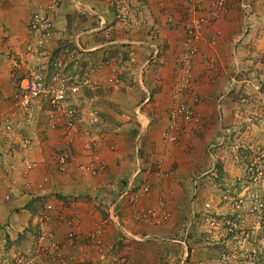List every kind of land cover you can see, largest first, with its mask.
I'll return each mask as SVG.
<instances>
[{"label": "crops", "instance_id": "1", "mask_svg": "<svg viewBox=\"0 0 264 264\" xmlns=\"http://www.w3.org/2000/svg\"><path fill=\"white\" fill-rule=\"evenodd\" d=\"M213 1L200 0L194 16L205 15ZM189 7L186 0H0V96L13 85L17 60L28 69L47 60L50 48L67 44L89 53L84 73L93 85H106L105 61L116 73L107 86L138 105L134 125L97 134L104 169L89 177L78 169L74 151L66 172L50 165L56 133L44 131L40 115L17 123L11 105L0 104V114L10 113L12 128H22L29 143L0 149V261L31 254L42 230L62 239L68 231L84 237L99 226L102 251L82 256L66 247L68 263L122 256L129 264H241L239 240L207 238L198 213L208 201L216 214L230 216L243 164L264 145V0H224L223 12L203 27L194 56L181 68L179 21ZM33 12H46L52 25L43 59L24 50ZM183 71L189 83L179 88ZM177 97L194 105L200 123L168 143L161 134ZM155 167L163 176L152 174ZM68 199L75 201L72 224H57L53 215L40 222L47 204L68 214L60 205ZM140 209L153 215L140 220Z\"/></svg>", "mask_w": 264, "mask_h": 264}, {"label": "built area", "instance_id": "2", "mask_svg": "<svg viewBox=\"0 0 264 264\" xmlns=\"http://www.w3.org/2000/svg\"><path fill=\"white\" fill-rule=\"evenodd\" d=\"M191 4L179 21L183 28L181 68L189 64L196 51V44L201 39L203 27L211 25L223 12L224 0L213 1L205 15L194 16L200 10V0H186ZM125 15V14H123ZM27 42L24 50L38 51L48 39L51 30V22L45 12H33L28 20ZM30 39V40H29ZM59 67V66H58ZM106 70L105 84L116 82V73L109 63L102 61L100 68ZM179 88H186L189 76L183 71ZM88 74L67 77L59 68L31 67L20 77L12 92V108L25 115L30 121L34 111L43 115V129L56 133L57 143L52 147L49 155L55 162L56 169L64 173L74 159V152L80 159L78 169L89 177L99 175L104 169L103 160L97 153L99 137L96 133L97 117L89 115L83 117L75 98L84 87H93ZM181 91V89L176 88ZM167 127L161 134L164 142L176 143L178 139L191 127H197L200 117L197 115L194 105L176 98L167 110ZM27 120V122H28ZM12 131L8 119L0 118V132L10 138ZM28 141H23L22 147L27 148ZM110 150L113 143H109ZM236 159V158H235ZM240 181L242 188L230 200L232 212L229 217L216 214L211 203L204 201L199 213L200 232L208 235V238H217L220 234L239 240L243 249L240 250L241 264H264V145L252 150L248 162L243 164ZM153 175L163 176L155 167ZM141 192L147 191V185L143 183ZM75 201L68 199L62 202L61 208L69 211L68 214L52 205H44L40 217L41 223H47L53 215L57 224L70 225L75 220L72 216V208ZM150 210L140 209L139 219L146 220L152 216ZM101 229L96 226L94 230L77 236L73 231L65 233L59 239L53 230L39 232L31 254L20 253L12 257L9 264H42L44 260L52 264H70L63 255L66 247L74 248L75 253L82 256L88 251L100 253L102 251L99 240ZM205 241V240H204ZM228 255L222 254L221 260L227 261ZM69 262H74L75 257H68ZM102 264H129L125 257H111Z\"/></svg>", "mask_w": 264, "mask_h": 264}, {"label": "rangeland", "instance_id": "3", "mask_svg": "<svg viewBox=\"0 0 264 264\" xmlns=\"http://www.w3.org/2000/svg\"><path fill=\"white\" fill-rule=\"evenodd\" d=\"M27 38H29L28 27H27V36L25 43L27 42ZM47 41L48 40L45 41L41 49L38 48V51L31 50L30 53L27 51L25 53L29 55L28 56L29 58L30 56L36 57L41 55V58L43 59L44 57H46L44 51ZM66 45L67 44H62V46L56 45L55 47L50 48L48 53L49 58L44 61L37 60L38 61L36 62L37 65L34 66L38 68L41 67L46 68V71H49L52 68H59L60 70L63 71V73H65L67 77H73L75 75L78 76L83 74L85 72L84 70L89 64V56H88L89 53L83 52L82 50H79L78 48L75 47H68ZM41 53H43V55ZM16 64L20 66L19 67L13 66L12 68L10 74L12 76L11 79L13 80V85L11 86V89L8 93L0 96L1 105L3 104L11 105L12 107L13 105L12 92L14 89V85L16 81L20 77H22L28 71V69L31 68L30 66L28 69L22 67L21 63H19L18 60ZM130 82L133 83L132 80H130ZM118 91L119 89L116 90L112 86L99 84L91 88L89 87L82 88L78 93V96L75 98L76 100L75 103L76 105L79 106V110L83 113V117L94 115L97 117V123L98 121H100L101 125L97 127V131H96L97 134L99 133V134L110 135L111 133H113V131L116 128H119L121 125H123V123L128 126H132L135 124L134 121L136 120V115H137L136 109L138 105H135L134 102H131L128 99H124L122 101L115 94L118 93ZM136 101H138V98ZM11 107L9 106L12 112L14 111L15 113H18L17 116L20 117V119L18 118L17 123L24 122L23 119L27 122L28 119L25 117V115H23L18 111H15L16 109H13ZM37 113L38 112L36 111L33 112L31 118H35L36 116L40 115L43 119V115ZM0 118L8 119L11 125V121L9 119L10 113L8 115L0 114ZM122 118L125 120H123ZM120 119L122 120V122H120L121 121ZM11 129L12 131L8 132V134L11 135L10 138L6 137L4 134L0 132V149L4 151H7L8 146H11V148H17V146L18 147L21 146V148H23L22 147L23 141H27V138L21 134L22 128H17L19 130L18 132H16L12 128V126ZM15 136L16 137L18 136L17 139H15ZM50 160H51L50 165H52L58 173H61L56 169L55 162L52 157H50ZM193 220L195 222H198L195 216L193 217ZM198 227H200V223ZM263 259H264V249H263ZM0 263L9 264L7 263V260L5 261L2 259Z\"/></svg>", "mask_w": 264, "mask_h": 264}, {"label": "trees", "instance_id": "4", "mask_svg": "<svg viewBox=\"0 0 264 264\" xmlns=\"http://www.w3.org/2000/svg\"><path fill=\"white\" fill-rule=\"evenodd\" d=\"M45 13H46V12H45ZM46 15H47V13H46ZM47 17H48V15H47ZM48 19H49V18H48ZM112 149H113V148H112ZM154 169H155V168H154ZM154 169H153L152 171H154ZM152 171H151V172H152ZM204 235H206V234H204ZM206 236H207V238H208V235H206ZM205 238H206V237H205Z\"/></svg>", "mask_w": 264, "mask_h": 264}]
</instances>
